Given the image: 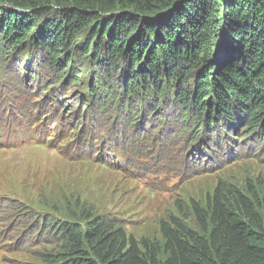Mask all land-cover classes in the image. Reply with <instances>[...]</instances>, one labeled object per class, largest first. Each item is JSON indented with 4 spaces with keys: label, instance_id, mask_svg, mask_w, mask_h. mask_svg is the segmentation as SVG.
Returning <instances> with one entry per match:
<instances>
[{
    "label": "rangeland",
    "instance_id": "rangeland-1",
    "mask_svg": "<svg viewBox=\"0 0 264 264\" xmlns=\"http://www.w3.org/2000/svg\"><path fill=\"white\" fill-rule=\"evenodd\" d=\"M60 17L53 9L22 45L0 48V264H50L67 250L58 226L79 215L106 219L162 260L160 225L201 235L197 214L208 215L218 185L264 200L262 132L185 114L173 87L130 91L123 61L110 70L78 48L86 32L70 63L51 66L31 39Z\"/></svg>",
    "mask_w": 264,
    "mask_h": 264
},
{
    "label": "trees",
    "instance_id": "trees-1",
    "mask_svg": "<svg viewBox=\"0 0 264 264\" xmlns=\"http://www.w3.org/2000/svg\"><path fill=\"white\" fill-rule=\"evenodd\" d=\"M0 4V48L22 45L35 22L54 9L62 13L61 21L47 19L42 36L31 39L46 49L51 66L59 65L61 55L58 63H70L68 49L86 32L78 48L84 55L94 53V61L110 70L123 61L130 91L147 83L157 91L173 87L185 114L191 108L199 119L208 118L205 123L223 117L221 125L240 119L251 133L264 134V0ZM21 12L31 18L16 14ZM140 77L147 79L144 84ZM248 196L218 185L208 215L197 214L201 235L176 222L172 228L162 223V260L149 244L137 243L106 219L79 215L78 222L58 226L67 250L50 264H264V200L253 192Z\"/></svg>",
    "mask_w": 264,
    "mask_h": 264
},
{
    "label": "water",
    "instance_id": "water-1",
    "mask_svg": "<svg viewBox=\"0 0 264 264\" xmlns=\"http://www.w3.org/2000/svg\"><path fill=\"white\" fill-rule=\"evenodd\" d=\"M23 36V34L22 35H20V37H22Z\"/></svg>",
    "mask_w": 264,
    "mask_h": 264
}]
</instances>
